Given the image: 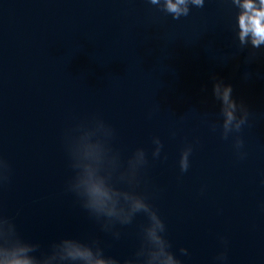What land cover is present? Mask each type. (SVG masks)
<instances>
[{
	"label": "water",
	"instance_id": "water-1",
	"mask_svg": "<svg viewBox=\"0 0 264 264\" xmlns=\"http://www.w3.org/2000/svg\"><path fill=\"white\" fill-rule=\"evenodd\" d=\"M163 8L164 0H0V158L10 167L0 214L39 245L34 255L66 237L97 240L120 260L141 245L145 214L106 231L69 190L77 170L66 137L101 119L122 167L145 149L136 190L163 218L182 264H221L225 250L223 264H264V44L240 43L232 0H205L179 19ZM228 84L250 112L239 133L244 158L237 134L221 135L214 88Z\"/></svg>",
	"mask_w": 264,
	"mask_h": 264
},
{
	"label": "clouds",
	"instance_id": "clouds-1",
	"mask_svg": "<svg viewBox=\"0 0 264 264\" xmlns=\"http://www.w3.org/2000/svg\"><path fill=\"white\" fill-rule=\"evenodd\" d=\"M205 0H164L163 10L172 14L173 19L187 16L190 6L203 7ZM159 5L160 0H150ZM240 11L238 13V36L241 44L251 40L253 48L264 44V0H232ZM233 87L228 84L221 93L219 85L214 88L215 98L221 102L220 112L223 116L221 135L228 139L236 133L234 146L241 158L244 139L239 133L248 122L250 115L248 106L237 101L233 95ZM215 130L218 125L213 124ZM79 135L71 132L66 141L72 159V166L77 170L69 183V190L81 199L83 207L98 221L106 231H112L116 224L132 223L138 213L147 216V224L142 226V242L134 257L120 260L106 255L99 241L85 242L80 239L66 237L52 245L48 254L36 256L39 245L24 240L17 232L15 223L10 217L0 214V264H182L181 259L171 250L166 238V224L153 207L148 197L136 190L140 183L141 170L148 164L144 148H137L128 159L127 166L122 167L120 155L110 146L114 129L103 120L96 119L92 127L84 124L78 126ZM153 157L158 158L163 143L154 137ZM192 145L184 147L179 160L182 172L190 167ZM10 167L0 158V184L9 180ZM127 185L118 187L117 183ZM119 236L118 231L114 232ZM226 243V242H225ZM181 254L187 255L188 249L181 248ZM223 264L227 260L226 250L216 258Z\"/></svg>",
	"mask_w": 264,
	"mask_h": 264
}]
</instances>
